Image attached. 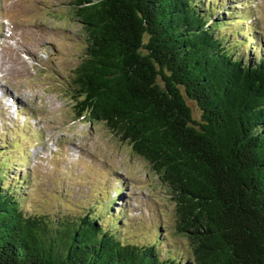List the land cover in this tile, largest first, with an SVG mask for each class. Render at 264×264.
I'll return each instance as SVG.
<instances>
[{"label":"trees","instance_id":"trees-1","mask_svg":"<svg viewBox=\"0 0 264 264\" xmlns=\"http://www.w3.org/2000/svg\"><path fill=\"white\" fill-rule=\"evenodd\" d=\"M218 5L66 4L85 45L65 96L84 124L106 127L165 186L174 234L188 243L182 257L160 239L123 240L96 206L56 224L28 214L0 161V264H264V42L259 54L243 51L256 38L229 31L234 18L215 16Z\"/></svg>","mask_w":264,"mask_h":264},{"label":"rangeland","instance_id":"rangeland-1","mask_svg":"<svg viewBox=\"0 0 264 264\" xmlns=\"http://www.w3.org/2000/svg\"><path fill=\"white\" fill-rule=\"evenodd\" d=\"M70 1H3L0 20L8 29L5 37H0V84L26 104L34 116L30 119L34 133L27 126L24 133L15 132L7 145L0 147L1 152L6 150L0 154V161L7 163L5 185L23 187L17 188L16 195L28 214L43 213L56 224L67 215L78 216L84 205L96 206L95 213L105 218L103 226H108V217L114 216L111 229L123 240L143 244L160 239L159 247L172 249L173 255L178 250L182 257L188 243L174 234L173 206L165 186L146 162L106 127L84 124L65 96L85 45L77 23L67 15L66 4ZM227 2L235 4L223 0L225 8ZM212 5L219 8L218 0H212ZM246 9L252 12L250 22L260 31L259 41L264 42V0H250L241 11ZM223 12L221 8L214 15ZM234 20L229 31L241 27ZM228 30L224 28L222 33ZM41 49L51 56L34 63L32 52L40 53ZM191 110L193 118L199 120V111L193 105ZM2 134L6 133L0 131L3 139ZM52 149L56 153L49 155ZM122 186L125 196L107 207L114 197L112 190ZM104 190L111 191L102 194Z\"/></svg>","mask_w":264,"mask_h":264}]
</instances>
